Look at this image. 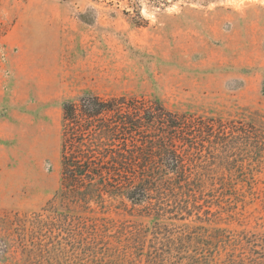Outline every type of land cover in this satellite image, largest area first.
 Segmentation results:
<instances>
[{"label":"rangeland","instance_id":"1","mask_svg":"<svg viewBox=\"0 0 264 264\" xmlns=\"http://www.w3.org/2000/svg\"><path fill=\"white\" fill-rule=\"evenodd\" d=\"M88 94L187 119L189 214L123 186L62 202L63 105ZM157 225L207 240L159 264H224L242 250L209 235L264 236V0H0V264H147L124 240Z\"/></svg>","mask_w":264,"mask_h":264},{"label":"trees","instance_id":"2","mask_svg":"<svg viewBox=\"0 0 264 264\" xmlns=\"http://www.w3.org/2000/svg\"><path fill=\"white\" fill-rule=\"evenodd\" d=\"M187 126L190 125L185 117L166 109L157 100L144 97L104 98L88 94L65 102L62 202H78L72 194L84 187H95L98 191L100 185L117 189L123 186L128 189L129 197L146 201L148 210L156 214H189L188 202L192 194L186 190H190L192 181L185 160L187 150L177 142L188 140L184 130L190 129ZM128 138H132L131 145H128ZM121 180L126 183L119 185ZM193 233H178L157 225L150 231V238L144 230L127 235L124 250L137 259L145 255L147 264H159L166 254L182 248L188 240L207 241L201 234ZM221 235L209 237L242 250L238 255L231 253L224 264H264L263 235L244 232L235 237ZM201 260L207 262L205 257Z\"/></svg>","mask_w":264,"mask_h":264}]
</instances>
